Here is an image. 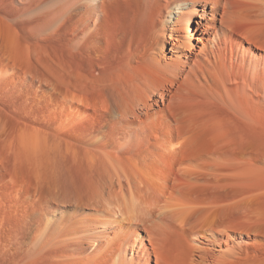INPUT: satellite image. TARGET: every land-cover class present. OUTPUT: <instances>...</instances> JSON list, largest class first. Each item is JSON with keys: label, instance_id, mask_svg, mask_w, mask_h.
<instances>
[{"label": "bare ground", "instance_id": "6f19581e", "mask_svg": "<svg viewBox=\"0 0 264 264\" xmlns=\"http://www.w3.org/2000/svg\"><path fill=\"white\" fill-rule=\"evenodd\" d=\"M7 75L25 263L264 264V0H0Z\"/></svg>", "mask_w": 264, "mask_h": 264}, {"label": "rangeland", "instance_id": "374dc122", "mask_svg": "<svg viewBox=\"0 0 264 264\" xmlns=\"http://www.w3.org/2000/svg\"><path fill=\"white\" fill-rule=\"evenodd\" d=\"M13 68L15 69L17 67H13ZM14 69H13V71L11 70L10 73H14ZM10 73H8V74H10ZM7 76H8V78L10 77L9 80L7 77H4V79H6L4 81L0 80V117H1L0 118L1 119L0 129H2V123L3 122H5L6 125L9 124L10 126H8V127H11V124L12 125L14 123L18 124V122L22 121V119H23V121H27V120L36 118L37 116L39 118L42 117V119L45 121L46 115L48 112V110H47L48 107H47V105H44V104H47V101L45 98H43L41 92L38 91L37 88L32 84V82H30L28 80H21V79L19 80L18 77H16V76L13 77L11 75L10 76L7 75ZM11 78H13V79H11ZM20 81H23V82H20ZM37 82H39V81L36 80V83ZM9 86H10V88H9ZM25 101L27 103H25ZM3 107H4V109H3ZM1 111H2V113H1ZM4 111H5V113H3ZM5 116H6V118H5ZM0 134H2L1 130H0ZM3 137H2V135L0 136V145L3 143V140H2ZM3 146L5 147V144L0 146V148H1L0 152L3 154L5 153L4 155L5 156L8 155V156H6V159H7L6 160L5 158L2 157L4 155L0 153V158H1L0 159V242H1L0 243V264H11L13 261H15V262H13L12 264H23L25 262H24V260H22V259H24L22 257L23 256V254L21 252L22 250L19 248V246L17 244V241L19 240V235H17V233L18 234H20V233L17 231L19 225L17 224V218L18 217H16V216H18V213H16L17 211H15V210L17 209L16 205H17V207L19 205L18 203H21V205L23 204V206H25V207L28 203V201L26 199L21 197L23 194V189L21 191V189L19 188V184L17 185V183L21 180V178L23 176H26V175H24V173H26V170H25L26 167H25V165H23V163L21 161H19V163H18V161H16L17 162V164H16L15 160H12V158L14 159V157H15V155H14L15 153L13 152V155H12L13 157H11L10 153H12V151L11 150L9 151L7 146L5 147V150H4ZM6 148H7V151H6ZM3 150H4V152H3ZM3 161H5V162L7 161L8 163L7 162L5 163ZM13 161H14V163H13ZM14 165H15V167H14ZM13 169H14V172H13ZM24 170H25V172H24ZM12 177L14 178V180H12L13 179ZM17 177H19V178H17ZM16 178H17V180H16ZM16 181H17V183H16ZM15 185H17V187H15ZM15 189H16V191H14ZM13 192L14 193L16 192V193L14 194ZM17 192H18V194H17ZM20 194H21V196H20ZM15 195H17V196H15ZM17 198L19 200H17ZM247 200H250V198H248ZM258 200L262 201L263 198L258 197ZM24 204H26V205H24ZM261 205H262V207L256 208L253 211V213H251L250 217L245 221L246 223L251 224L252 226L264 225V206H263V204H261ZM226 221H227V223H230V224L235 223V222L231 221L230 219H228V220L226 219ZM210 229H205L207 235L213 234V230H210ZM20 232H21V230H20ZM10 234L12 237L10 236ZM236 234L237 233H234V231H232L231 232V239H232V241L235 240V241H239L240 243H247V242L251 243L253 241H257V239L260 238L259 236H256L254 234H249V233H240L238 235H236ZM10 237H11V239H10ZM241 239H242V241H241ZM17 247H18V249H17ZM215 249L218 251V250H220V247L216 246ZM18 255H19V257H18ZM25 264H30V263H25Z\"/></svg>", "mask_w": 264, "mask_h": 264}]
</instances>
